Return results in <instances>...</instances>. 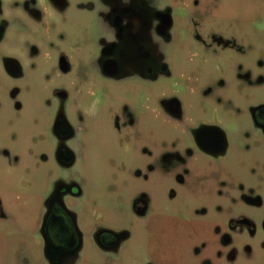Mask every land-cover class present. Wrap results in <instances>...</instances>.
Listing matches in <instances>:
<instances>
[{"label": "rangeland", "instance_id": "374dc122", "mask_svg": "<svg viewBox=\"0 0 264 264\" xmlns=\"http://www.w3.org/2000/svg\"><path fill=\"white\" fill-rule=\"evenodd\" d=\"M12 1L4 4L6 31L0 42V202L16 221L0 219V264H39L32 238L40 203L50 183L60 178L84 181L79 212L85 228L100 224L129 234L114 253L99 251L86 237L69 264H205V259L209 264H264V243L258 238L239 229L211 236L208 232L211 223L223 224L224 214L237 212L230 200L227 204L231 187L243 184L245 203L254 205L251 191L256 183L253 189L264 199V146L244 158L245 164L256 162L254 173L232 169L230 161L229 168L199 162L179 188L174 149L188 143L190 123L170 125L174 122L161 108L169 98L179 100L187 114L200 101H243L245 88L230 79L238 67L260 70L264 81V4L219 0L213 9L210 0H200L197 8L192 0H66L64 8L35 17L39 20L19 9L17 22L9 12ZM113 9H128L135 26L149 24L145 42L157 65L165 67L163 74L143 81L134 68H124L113 81L101 73L99 58L116 40L109 22ZM159 12L171 21L167 38L154 29ZM258 20L262 27L255 30ZM218 21L239 22L229 34L244 49L240 59L222 49L207 50L208 34L223 32L216 29ZM60 55L67 62L66 73L56 67ZM3 56L18 61L23 72L19 79L3 73ZM216 76H223L225 87L206 92L204 86H213ZM54 87L65 93L66 111H82L75 125L80 152L66 170L52 161L50 152ZM259 92L264 97V83ZM170 191H175L176 201L168 199ZM134 197L144 203L141 212ZM236 205L257 218L255 210ZM194 206L199 213L196 221L188 222ZM225 235L232 243L224 248Z\"/></svg>", "mask_w": 264, "mask_h": 264}, {"label": "flooded vegetation", "instance_id": "af4514ba", "mask_svg": "<svg viewBox=\"0 0 264 264\" xmlns=\"http://www.w3.org/2000/svg\"><path fill=\"white\" fill-rule=\"evenodd\" d=\"M11 0H0V42L6 31L4 4ZM55 1L58 6L54 5ZM255 3H263L264 0H249ZM22 2V6L19 3ZM191 5L198 7L200 0H192ZM210 0L209 7L218 8L219 3H229V0ZM9 12L15 16L14 21H19L22 13L31 18L41 17L45 13L53 12L55 9H62L66 5V0H14L11 2ZM217 3V4H216ZM79 5V4H78ZM92 7V5H89ZM183 10L184 7H177ZM14 10V12H12ZM32 10V11H31ZM120 12V13H119ZM155 21V31L160 38H167V28L171 25L168 15L164 12L158 13ZM131 13L128 9H113L109 15L110 25L116 34V40L104 47L99 58L98 64L101 73L110 80H117L123 74L124 68H134L137 76L143 81H150L165 72V67L149 52L145 42V31L149 29L147 22H142L141 27L129 22ZM39 20V19H38ZM239 25V22L218 21L217 30L214 35L208 34L210 43L206 48L211 53L214 50L222 49L229 57L240 59L239 56L244 52L242 47L235 44V40L229 34V29ZM262 24L254 21V29L261 28ZM231 43L233 46L231 47ZM260 60L256 61V65ZM3 73L10 79H19L23 72L17 60L10 56H3L1 59ZM56 67L59 72L66 73L68 70L67 62L63 55L57 59ZM233 84L245 88L246 97L241 102H221L216 99L214 102L200 101L193 103L188 111L182 106L179 100L174 98L167 99L162 104L164 116L170 123L187 125L183 122L189 120L190 129L188 143L179 145L174 149L175 161L179 169L176 177V186L183 187V178L189 174L190 169L199 162L215 164L217 167L229 168L227 162H231L232 169H248L251 173L255 172L256 162H247L244 158L256 155L259 149L264 146V97L260 96V86L264 83L260 70H247L238 67L230 75ZM225 80L223 76H216L214 85H206L204 89L209 92L212 88L223 89ZM54 104L53 116L48 129V137L51 143L50 152L52 161L62 169H70L76 161V153L80 152L77 147L80 145L76 137L75 125L81 120L82 111L77 108L74 112H68L63 106L65 93L61 88L54 87L51 91ZM145 109L148 107L145 106ZM144 156V154L142 155ZM145 157V156H144ZM149 168V164L145 165ZM264 168V166H263ZM146 183V179L141 181ZM50 189L40 203V214L36 223L35 237L33 243L39 252V264H69L83 247L85 238H89L93 245L101 252L114 253L122 243L128 238L129 234L122 229H113L103 225H95L90 229L85 228L80 219L79 206L83 198L84 181L79 178L67 180L57 179L50 183ZM222 186L225 184L222 183ZM256 186V183L253 185ZM253 187V188H254ZM252 188V193L256 203H245L247 200L243 184L238 183L231 187L227 192V204L237 210L236 213L224 214L221 226L209 227L210 236L218 234L221 230L233 231L239 229L249 238H258L264 243V199L257 195L258 190ZM252 194V195H253ZM168 199L176 201L175 191H170ZM134 204L138 212L142 211L144 205L139 197H134ZM255 210L257 218H253L242 212L243 210L236 204ZM199 213L193 207L190 221H196V214ZM246 214V215H245ZM190 214L187 215V217ZM184 218L185 214H179ZM0 219L15 223L14 215H7L0 202ZM224 220H226L224 222ZM196 231L193 232L195 234ZM220 238V237H219ZM223 247L231 245V240L225 235ZM233 254V249H231ZM217 254V253H216ZM219 257V254L217 255ZM208 259L203 262L209 264ZM149 264V263H146Z\"/></svg>", "mask_w": 264, "mask_h": 264}]
</instances>
